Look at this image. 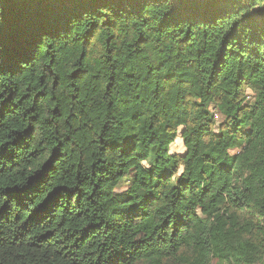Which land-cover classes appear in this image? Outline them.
Wrapping results in <instances>:
<instances>
[{
    "label": "trees",
    "instance_id": "obj_1",
    "mask_svg": "<svg viewBox=\"0 0 264 264\" xmlns=\"http://www.w3.org/2000/svg\"><path fill=\"white\" fill-rule=\"evenodd\" d=\"M0 264H264V0H0Z\"/></svg>",
    "mask_w": 264,
    "mask_h": 264
}]
</instances>
